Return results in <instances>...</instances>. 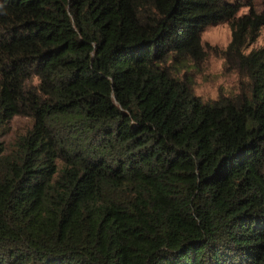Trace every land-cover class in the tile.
Segmentation results:
<instances>
[{
    "label": "trees",
    "instance_id": "obj_1",
    "mask_svg": "<svg viewBox=\"0 0 264 264\" xmlns=\"http://www.w3.org/2000/svg\"><path fill=\"white\" fill-rule=\"evenodd\" d=\"M220 24L240 89L203 102L181 70ZM262 28L264 0H0V264H264Z\"/></svg>",
    "mask_w": 264,
    "mask_h": 264
},
{
    "label": "rangeland",
    "instance_id": "obj_2",
    "mask_svg": "<svg viewBox=\"0 0 264 264\" xmlns=\"http://www.w3.org/2000/svg\"><path fill=\"white\" fill-rule=\"evenodd\" d=\"M246 12L247 9L242 8L239 15ZM230 38L231 32L227 24L205 28L200 34L204 59L198 63L187 62L186 68L181 70V76L185 74L191 79L194 95L203 102L215 101L219 97H230L239 92L240 75L236 69L225 62L221 55L230 42ZM259 48L264 50V28L248 51ZM33 82L36 85L38 80L34 79ZM30 128V119L15 117L3 139L10 143L18 136L26 134Z\"/></svg>",
    "mask_w": 264,
    "mask_h": 264
}]
</instances>
